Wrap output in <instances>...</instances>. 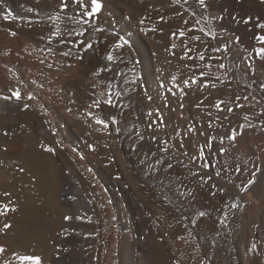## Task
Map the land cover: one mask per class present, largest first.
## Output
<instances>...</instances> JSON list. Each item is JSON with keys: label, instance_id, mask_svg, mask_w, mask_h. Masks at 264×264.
<instances>
[{"label": "bare ground", "instance_id": "obj_1", "mask_svg": "<svg viewBox=\"0 0 264 264\" xmlns=\"http://www.w3.org/2000/svg\"><path fill=\"white\" fill-rule=\"evenodd\" d=\"M205 2L206 10L197 0H188L187 5L183 0H100L102 11L96 23L105 30L107 40L90 30L87 36L95 51L85 53V60L77 63L71 58L48 56V42L40 39L55 27L63 30V20L57 23L47 19L58 10L60 0H0V11L6 10L16 18H0V97L18 86L22 94L32 92L35 96L32 101H24L31 104L24 111L21 103L0 98V201L5 200L3 193L7 191L20 204V211L8 217L13 228L6 235L0 234V243L9 247V254L18 250L38 255L42 264H264V116L259 115L264 109V94L259 89L264 82V61L250 55L259 46L252 37L260 30L254 23L242 22L247 16L264 20V3ZM177 11L183 16L176 17ZM145 16L150 19L140 25L138 21ZM160 16L165 18L163 22ZM183 20L189 21L187 28H211L217 33L216 39L202 37L195 45L188 37L182 38L212 58L196 62L212 65L208 79L217 87L201 92L194 86L186 90L188 94L182 100L169 95L166 102L160 82L167 84L172 75L180 82L191 75L183 68L184 63L191 62L179 59L181 39L169 38L172 31L185 27ZM153 25L157 31L142 30ZM73 27L79 31V27ZM7 29L17 35H9ZM235 36L241 38L238 45L230 42ZM116 37L127 42L113 53L122 61L117 59L112 67L123 76L113 78L114 72H102L93 78L91 72L106 63L103 57ZM171 43L178 45L176 56L165 51ZM51 47L65 50L57 40L52 41ZM212 47H220L221 52L213 53ZM6 52L8 55H4ZM216 56L224 57L223 62L232 68L226 76L224 70L216 67ZM41 59L48 63L56 60L63 66L59 70L48 69L39 63ZM33 80L36 85L31 83ZM40 83L44 88L38 87ZM92 83L99 85L95 90L97 99H102L99 93L110 83L116 107L89 109ZM117 92L119 96L115 95ZM145 92L153 97L151 102ZM236 95L249 96V100L240 101L245 107L236 109L230 120L223 119L230 114L217 113L215 108L195 107L204 97H208L204 105L223 99L232 106L230 102ZM180 103L184 104L183 109ZM67 107L73 111L66 112ZM155 108L163 115V126L150 130L147 125L155 116L147 113ZM89 110L107 121V130L95 125L87 116ZM206 111H211L213 118L220 115L216 124L223 127L209 129ZM245 113L255 127L244 129L235 142L225 140L226 154H218V141L211 150L205 147V157L214 168L222 170L221 178H214L201 188L198 178L187 170H174L173 176L188 177L181 190L191 188L196 195L194 201L191 197L177 198L175 191L169 190L168 181L161 184L162 177L148 169L155 158L145 153L156 151L159 146L149 138L152 134L174 145L169 156L179 148L181 139L184 149L195 155L197 145H204L207 138L202 132L223 135L229 127L245 123ZM111 116L116 117L117 124H112ZM88 123L93 127L89 128ZM189 126L195 131L189 133ZM117 127L121 129L119 133L115 131ZM133 129L145 136L144 141H136V151L131 150L133 141L128 138ZM5 130L7 136L3 135ZM88 144L94 145L95 151ZM42 146L56 148L55 154L44 151ZM141 160L145 163L141 164ZM237 164L247 170L236 173ZM20 167L25 171L20 172ZM255 167H260L261 172L247 192H239L228 183L229 179L235 184L246 182ZM212 184L217 188H211ZM220 187L226 191L219 192ZM210 190L217 195L209 196ZM73 196L75 200L71 199ZM236 197L240 207L224 208ZM222 209L228 212L227 217L222 215ZM200 211L205 213L203 217L199 216ZM65 215L72 219L65 221ZM3 222L4 218H0V226ZM178 236L184 240H178ZM252 243L257 245L255 250L251 249Z\"/></svg>", "mask_w": 264, "mask_h": 264}, {"label": "snow or ice", "instance_id": "obj_2", "mask_svg": "<svg viewBox=\"0 0 264 264\" xmlns=\"http://www.w3.org/2000/svg\"><path fill=\"white\" fill-rule=\"evenodd\" d=\"M39 3V0H37ZM176 3H180V0H175ZM262 3H264V0H261ZM198 5L203 8L207 9L208 5L206 4L205 0H197ZM183 4L187 5L188 0H183ZM29 11H38L34 9H29ZM102 11V5L100 3V0H60L59 8L58 10L53 14L47 17L48 20L56 21L59 23L61 20L64 21V28L63 30L60 27H55V30H50V33L47 36H41V40H47L48 47L45 49L48 56L50 57H58V58H71L72 60H75L77 63H82L85 60V53L94 52L95 46L91 39H88L87 34L91 30V33L93 35L99 33L101 35L105 36V40H107V35L105 34V30L100 27L96 21L98 19V14H100ZM185 11H190V9L185 8ZM63 13V15H61ZM176 17H182L183 12L177 11L174 13ZM191 15L193 17L196 16L195 12H192ZM0 18H2L5 21L8 20H15L16 18L11 15L8 11H0ZM146 19H150V17H142L138 23L140 25H143L145 23ZM159 20L163 22L165 18L163 16L159 17ZM242 22L245 25H248L250 23H254V27L256 29H259L260 31L256 32L252 39L256 42L257 45L252 49L250 55L256 59H259L260 61H264V20H261L260 17H252L247 16L243 18ZM183 25L185 27H181L176 29L175 31H172L170 34V40L175 39H181V44L179 47L182 49V54L179 56V59L181 61H188L191 63H184L183 68L186 69L189 73H191L190 76L187 78H184L182 81L178 82V77L176 75H172L168 81V83H164L162 80L160 82V87L164 89L165 94V100L168 101V96L178 97L180 100H182L188 93L186 90H191L194 86L198 88L201 92L208 88L215 89L217 87V84L215 82H212L210 79H208L211 76V72L209 69L212 67L209 63H197L196 61H205L206 59H212L211 57H206L205 53L203 51H199L194 46H190L189 42H186L184 39L185 37H188V41L192 43V45H195L196 42H201L202 37H207L210 39H216L217 33L212 30L211 28L205 29L204 27L196 28L193 26L192 28H187L186 26L189 24L188 20L182 21ZM196 24H200V21L197 20ZM73 25L79 27V31L76 30V27H73ZM29 27H31V24H29ZM145 32L157 31V28L155 25H153L150 29H142ZM9 35L16 36L17 32L13 31L11 29H7ZM159 31L163 32V29H159ZM199 31L202 33L201 35H190L192 32ZM226 34V30H225ZM53 40H57L58 44L63 45L65 47V50L63 51H57L56 49L51 47V43ZM241 38L239 36H235L234 42L235 44L240 43ZM127 42L124 41L120 37H116L115 42L109 44V48L104 55L103 59L106 62L103 66L96 68L94 71L91 72V75L93 78H97L100 76L102 72H114L115 77H122L123 73L119 71H114L112 65L117 59H121V57H118L114 55V51L121 50L125 47V44ZM206 43V41H205ZM178 45L176 43H171L169 48H166L165 51L169 52V55L176 56V52L174 51ZM73 49H76L75 51ZM224 50H227V43L224 45ZM211 51L213 53H220L221 48L220 47H212ZM195 52V55L192 53ZM4 55H8V53H4ZM19 55V53H17ZM215 59L219 61V63L216 65V67L219 70H224L225 76L228 72L232 71V68L229 66H226V64L223 62L224 57L222 56H216ZM167 63H171V61H166ZM40 64L45 65L48 69L56 68L59 70L60 67L63 65L58 63L56 60H54L51 63L46 62L45 59H41L39 61ZM68 67H73L74 65L68 64ZM250 67V65H249ZM217 80H219V77H216ZM32 84L36 85L37 82L33 80L31 82ZM125 83L127 81L125 80ZM221 83H224V81H221ZM171 85L169 87L168 85ZM39 88H44V84L40 83L38 84ZM91 87L93 89L91 103L88 105L89 109H101L102 105L107 107H116V102L114 100L113 96V90L110 86V83L105 85V91H101L99 93V96L102 97V99L95 98L97 93L96 89L99 87L97 83H92ZM259 89L262 94H264V82L259 84ZM9 94L4 95L0 98L6 100V101H16L17 103H21V111L28 110L31 107L30 103H26L24 101H32L35 99V96L32 92H27L26 94H22L21 88L15 87L10 88L8 90ZM116 96H119L120 93L117 92L115 94ZM149 102L153 100V97L151 95H148L147 92L144 94ZM264 98V96H262ZM208 99V97H204V100ZM253 100H255V97H252ZM204 100H201L198 102L195 107L201 110L207 109V108H215L217 113H227L230 115L223 116L224 120H230L231 115L235 114L236 109H242L245 107L244 104L240 103L241 100L248 101L249 96H241L236 95L234 100L230 102L232 106H229V102H226L223 99H217L214 104L212 105H204ZM72 103L73 101H69ZM256 103H259V101H256ZM179 107L181 109L184 108V104L180 103ZM66 112L71 113L73 109L71 107H67L65 109ZM210 119L207 122V127L209 129H215L219 127H223V125L216 124V121L221 120L220 115H216L213 118V113L211 111H206L205 113ZM148 116H155V119L150 121L147 125L148 129H156L163 126V115L159 108L151 109L147 113ZM259 115L264 116V109L261 110ZM87 116L91 117L92 120H94L95 125L102 126L104 130H107L109 127V124L105 119L100 118L96 113L89 110L87 111ZM183 117V113H181V118ZM112 124H117L118 121L115 116L109 117ZM242 119L245 121V123L239 124L237 127H229L225 130L223 135H219L218 137L216 135H207L206 132H202L201 135H205L206 141L204 145H197V150L195 155L189 154L184 149L183 140L180 141V146L178 149H176L175 153L171 156H169V152L172 150L174 145H171L168 140H158L157 136L155 134H152L149 138L156 142L159 146L156 151H150L146 152L145 156L150 155L151 157L155 158L152 163L148 164V169H150L153 173L159 174L162 178L160 179V183L163 184L164 181H168V187L169 190H174L177 194V198L180 197H191V199L194 201L196 199V195L194 194L193 190L191 188H188L186 190H181L184 187V181L188 179L187 176H182L180 174H176L173 176L174 170L179 167L182 169L187 170L190 176L193 178H198V183L201 188L205 187L209 184V182L213 181L214 178L219 179L222 177V170L220 168H214V166L208 161V159L205 157V147L209 150L212 149L214 143L218 141L220 147L218 148V154L224 155L227 153L228 149L225 148L224 142L225 140L229 142H235L237 137L240 135H243V130L246 128H254L255 126L250 122V117L247 113H245L242 117ZM45 124L48 123L47 120L44 121ZM87 123V121H85ZM87 126L89 128H92L93 125L91 123H88ZM23 127V126H21ZM99 130V129H97ZM117 133L121 131L119 127L115 129ZM187 131L189 133L195 131V128L193 126H189ZM90 135L91 133H87ZM3 135L7 136L8 131L5 130ZM133 137H135V140H133ZM129 140L133 141L131 144V150L136 151L138 144L136 141H144L145 136L139 132L130 130L129 132ZM57 144H60V141H56ZM44 147V151L48 153L55 154L56 148L51 146H42ZM87 147L91 149L92 151H95V146L92 144H88ZM7 151V149H5ZM75 151V150H74ZM187 157V160L181 159L179 157ZM83 156H80V159H83ZM141 164H144L145 161L141 160ZM193 167L196 169L193 171ZM213 169V171L210 173L209 170ZM235 172L236 173H242L246 171L247 169H242L240 165L235 166ZM20 172H24L25 169L23 167L19 168ZM261 169L260 167H255V170L251 172V178L247 179L246 182L242 181L240 184H235L233 180L229 179L228 183L234 184V187L239 192H247L252 185L256 183V176L257 173H260ZM146 176L149 175V172L144 173ZM35 180V177H33ZM211 188H217L216 184H212ZM219 192H225L226 189L223 187H220L218 189ZM209 196L215 197L217 195L216 191H209ZM3 197L5 200L0 201V218H4V221L2 226H0V234L6 235L10 229L13 228V223L8 220V217L10 214H15L20 211V204L17 200L12 199V193L5 191L3 193ZM71 199L75 200L76 197L73 196ZM167 199V197H165ZM239 197H236L234 199V202L231 205H224V208H230L235 209L240 207L238 203L235 202V200H238ZM222 215L224 217H227L228 212L224 211L223 209ZM205 213L203 211L199 212V216L203 217ZM65 221H70L72 219L71 216L65 215L63 217ZM77 219H80V217H77ZM196 221H193L195 223ZM258 227V226H257ZM64 232L67 231V229L63 230ZM178 240L183 241V236H178ZM257 247L256 243L251 244V249L255 250ZM0 264H42L41 257L38 255L28 254V253H21L18 250H12L9 254V247L6 246L3 243H0ZM177 264L179 262L177 261Z\"/></svg>", "mask_w": 264, "mask_h": 264}]
</instances>
